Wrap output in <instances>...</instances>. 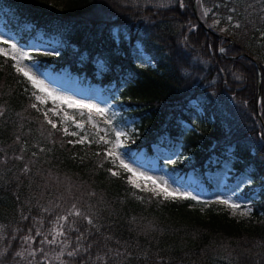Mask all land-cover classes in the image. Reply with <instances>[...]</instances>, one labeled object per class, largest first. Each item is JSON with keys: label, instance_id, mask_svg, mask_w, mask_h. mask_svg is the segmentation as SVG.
Returning <instances> with one entry per match:
<instances>
[{"label": "trees", "instance_id": "trees-1", "mask_svg": "<svg viewBox=\"0 0 264 264\" xmlns=\"http://www.w3.org/2000/svg\"><path fill=\"white\" fill-rule=\"evenodd\" d=\"M195 10L199 21L192 0H64L60 11L46 0H0V25L37 71L109 99L111 127L130 134L127 157L205 197L207 172L230 167L231 180L246 176L250 215L236 219L201 199L164 200L124 172L112 176L106 145L95 142L111 136L104 119L94 117L97 135L86 114L70 109L84 130L71 121L76 136L52 129L31 107V84L0 55V264H264V0H195ZM226 16L232 24L220 31ZM112 29L127 39L114 44ZM39 42L59 54L46 55ZM138 43L149 64L136 58ZM98 60L107 71L98 72ZM154 146L188 160L171 164ZM73 205L82 215L60 222L55 244L42 243Z\"/></svg>", "mask_w": 264, "mask_h": 264}, {"label": "snow or ice", "instance_id": "snow-or-ice-1", "mask_svg": "<svg viewBox=\"0 0 264 264\" xmlns=\"http://www.w3.org/2000/svg\"><path fill=\"white\" fill-rule=\"evenodd\" d=\"M180 7H184V0H177ZM207 11H205V15H207ZM229 20H231V17H228ZM218 23V21H217ZM236 27H239V25H235ZM223 31V29H222ZM110 36L113 40V43H119L121 39H127V37H122L121 34L117 29H112L110 31ZM7 46V47H4ZM221 52L224 51V49H220ZM137 52V59L141 60V63H148L149 59L142 47L137 44L136 47ZM53 54H59L58 50H53L52 52L46 53V55H53ZM0 55L5 56L6 58H10L13 61L12 67L15 69V71L18 74H21L32 86L35 91H33L32 95L35 98V101L39 105H45L49 101L52 103V107L48 108L46 111H44V118L45 121H47L48 124L51 125L52 129H57V123L49 118V114L53 117H58L60 119L61 126L67 124L69 121L72 122V124L75 126L77 130L83 131L84 125L82 123L77 122L73 116L69 115L68 111L66 109H75L76 112L81 116L84 117L85 114L87 116V122L93 127L97 129V135L100 131L98 128L96 121L94 117H103L104 122L110 126L111 130V136L109 135V131H105L104 135L99 136L98 139H96V143L100 144L103 143L106 145V149L104 152L105 159H110L111 163L114 167H117L119 169H122L126 173H130L129 177V183L132 184L134 187L139 188L140 184L137 183L138 180L145 181V189L148 191H151L154 195L162 197L164 200L168 199H185V200H198V198L194 195H191L188 192H181L177 189H174L171 187L169 182L167 180H164L163 178L156 179L151 176H146L144 173L139 172L137 169L133 168L129 163L125 162V157L127 156L126 152H121L120 149H123L126 147L125 141L128 139V136L126 133L115 129L112 126V120L110 117L107 116V113L110 111L109 108L106 107H100L98 104L95 103H86L83 100L74 99L70 96H62L56 93L54 90L49 88L47 85H45L44 81L37 78V75L33 72V66H30L29 64L24 63L26 60L31 59V55L28 51L22 50L16 43L12 42L10 39H4L2 35H0ZM97 70L100 73H103L108 70L106 61L98 60L96 62ZM37 103H33L31 105L32 108L40 110L37 108ZM188 104L191 106V108L194 111H199V108L197 107L198 102L195 101H188ZM63 132L66 135H78V132L73 131L71 133L68 132L67 127H63ZM88 136V133L85 132V135L80 137L77 143H83L85 142L86 138ZM69 143H73L72 141H69ZM227 151V150H226ZM169 163L175 164L177 161L169 159ZM27 169H25L26 171ZM109 172L112 176H118V171H113L112 169H109ZM133 178H136L135 180ZM151 185V188H148V185ZM199 202V201H198ZM217 203L225 204L228 207L232 209H238L240 207L239 204L233 202L229 199H223L216 201ZM242 215H248V211L242 212ZM75 215L77 217L81 216L82 214L78 209H76L75 205L72 206V209L69 210L67 216H60L58 217V220L56 224L54 225L53 229L50 231V235H52V239L48 240L47 237H45L44 241L42 243H52L55 244L57 242V236L64 235L63 231H58V228L62 227V224L60 222L66 221L68 216ZM84 219H88L87 217H84ZM89 223H92V221L89 219ZM37 235H40L39 232H37ZM30 237H26V242L30 240ZM67 245L65 244L64 247ZM78 251V249H77ZM63 254V252H61ZM75 251H69L67 253L68 256L75 255ZM17 256L21 255V253H16ZM34 255V253H32ZM56 259H59V256L56 257Z\"/></svg>", "mask_w": 264, "mask_h": 264}, {"label": "rangeland", "instance_id": "rangeland-1", "mask_svg": "<svg viewBox=\"0 0 264 264\" xmlns=\"http://www.w3.org/2000/svg\"><path fill=\"white\" fill-rule=\"evenodd\" d=\"M46 2H47L49 7H51L52 9H54L56 11H60L64 7V0H46ZM205 11H207V13H209L210 8L201 7V12L203 15H205ZM212 15H214V14L211 13V16ZM218 20H219V16L215 15L214 19L212 20L213 21L212 24L217 23ZM228 24H232V22L228 19V16H226L224 19V23L222 24V26L219 30L222 31V29H223V31H224ZM0 35H2L4 37V39H10L3 32L1 25H0ZM35 45L37 47H39L40 49H48L50 52L53 51V48L50 45L44 44L42 42L35 43ZM136 47H137V45H135V51H134L135 53H137ZM24 63L29 64L30 66H33L31 63H29L27 61H25ZM149 63L150 62H148L146 64H149ZM33 72L35 75H37L38 79L43 80L45 85H47L49 88L54 90L59 95L70 96V97H73L74 99L83 100L86 103H95V104H98L100 107L109 108L110 111L108 112V114L109 113L110 114L116 113L115 106L112 105V103L109 101V99L102 96L99 93V91H97L93 87H89L86 85H80L76 82V80L74 78L67 77L66 75L51 73L50 71H47V70L39 72L33 67ZM33 91H35V89ZM33 101H34V103H37L35 101L34 97H33ZM50 107H52V103L50 101L47 104L42 105V106L37 103V108H39L42 113H44V111H46ZM66 110L68 111L69 115H71L70 109H66ZM49 118L54 120L57 123V125L61 127L62 130H63V127H67L68 132L71 133V131L69 130V127H68V123L61 126L60 119L58 117H53V116H51V114H49ZM99 118L104 119L103 117H99ZM77 122H79V121H77ZM117 130H120V131L126 133L128 136V139H129L130 134L126 130H124V129H117ZM125 143H126V141H125ZM153 149H154V152L159 157H161L165 160L171 159V160H177L178 162L186 163V160H188V157H189L188 154L184 153V152H181V154H179L177 151H173V152L169 153V152L164 151L162 148H159L156 146H154ZM120 151L123 152V149H120ZM125 162L129 163L133 168L137 169L139 172L144 173L146 176H151V177L156 178V179L163 178L164 180H167L169 182V184L171 185L172 188L177 189L181 192H188L191 195L196 196L198 199L205 200L206 202L217 203L216 201H218V200H223V199L232 200L233 202L240 205V207L238 209L234 210L225 204H221V203H217V204L224 207L228 211L229 216H232L236 219L246 218L250 215V213L252 211V197H253V195H247L246 193H244V189H243L244 185L247 184V182L249 180H247L246 176H243V175L234 179V180H231L230 178L232 177L233 169L230 167H224L223 169L206 173V177L209 180V182L211 183L212 188L210 190V194L207 197H205L200 189L194 188L193 186H189L186 184H179L172 179L170 174H168L164 171L159 172L155 169L149 168L145 164L138 163L135 160H133L127 156L125 157ZM111 169L113 171H118L119 173L124 172L122 169L114 167L113 164H112ZM124 173L126 174V180L129 181V177L131 174L126 173V172H124ZM133 179L135 180L136 178H133ZM137 183L140 184V187L139 188L135 187V188L140 189V190H144V191H148L144 187L145 181L138 180ZM151 187L152 186L149 184L148 188H151ZM149 192H151V191H149ZM245 211H248L249 214L248 215H242L241 213L245 212Z\"/></svg>", "mask_w": 264, "mask_h": 264}, {"label": "water", "instance_id": "water-1", "mask_svg": "<svg viewBox=\"0 0 264 264\" xmlns=\"http://www.w3.org/2000/svg\"><path fill=\"white\" fill-rule=\"evenodd\" d=\"M192 11H193L195 18L199 21L197 15H196V11H195V0H192ZM199 24L202 25L201 23H199ZM263 139H264V130H263Z\"/></svg>", "mask_w": 264, "mask_h": 264}]
</instances>
